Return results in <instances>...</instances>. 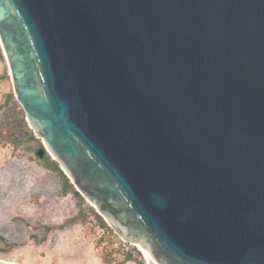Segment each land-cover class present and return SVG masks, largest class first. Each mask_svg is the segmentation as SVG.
Wrapping results in <instances>:
<instances>
[{
  "label": "water",
  "instance_id": "1",
  "mask_svg": "<svg viewBox=\"0 0 264 264\" xmlns=\"http://www.w3.org/2000/svg\"><path fill=\"white\" fill-rule=\"evenodd\" d=\"M26 121L157 264H264V0H0Z\"/></svg>",
  "mask_w": 264,
  "mask_h": 264
},
{
  "label": "rangeland",
  "instance_id": "2",
  "mask_svg": "<svg viewBox=\"0 0 264 264\" xmlns=\"http://www.w3.org/2000/svg\"><path fill=\"white\" fill-rule=\"evenodd\" d=\"M41 148L42 140L26 121L7 62L0 56V236L5 239L0 241V264L82 263L75 230L71 237L60 235L75 224L54 228L79 214L77 224L97 252V262L88 264H157L146 258L137 243L119 236L92 202L72 192L61 196L60 179L41 166L54 157L46 152L39 158ZM128 254L134 261L126 259Z\"/></svg>",
  "mask_w": 264,
  "mask_h": 264
},
{
  "label": "trees",
  "instance_id": "3",
  "mask_svg": "<svg viewBox=\"0 0 264 264\" xmlns=\"http://www.w3.org/2000/svg\"><path fill=\"white\" fill-rule=\"evenodd\" d=\"M0 56L3 57L1 48H0ZM44 158V157H43ZM59 164L55 161V160H48L45 162V164H42L41 166H43V168L45 170H47L48 172H50L51 174L57 176L60 181H61V188H60V195L61 196H65L68 193L72 192L75 196L77 197H81V194L75 190L74 185L71 183L70 179L67 177V175L64 173V171L60 168V166H58ZM94 215L101 221L103 222V219L101 218V216L99 214H97V212H94ZM79 215L73 217V218H69L67 220H65L62 224H60L59 226H55V229H64L65 227H67V225H72V224H77L80 223L79 222ZM52 228V227H51ZM49 228V229H51ZM110 231L112 230L110 227L108 228ZM5 239L0 236V241H4ZM127 260H131L134 261V259L132 258V256L130 254H128L126 256Z\"/></svg>",
  "mask_w": 264,
  "mask_h": 264
},
{
  "label": "crops",
  "instance_id": "4",
  "mask_svg": "<svg viewBox=\"0 0 264 264\" xmlns=\"http://www.w3.org/2000/svg\"><path fill=\"white\" fill-rule=\"evenodd\" d=\"M72 230H75L76 232L77 237L74 238V243H78L77 246L80 249V253L82 255V257L80 258L82 263L80 262V264H88V261H91L92 263L94 261L97 262L98 258L95 246L93 243L89 242L86 234L82 231V226L80 224H75L72 228H66L62 230L60 233L61 237L65 239L66 237L70 236ZM85 251L86 253H84Z\"/></svg>",
  "mask_w": 264,
  "mask_h": 264
},
{
  "label": "bare ground",
  "instance_id": "5",
  "mask_svg": "<svg viewBox=\"0 0 264 264\" xmlns=\"http://www.w3.org/2000/svg\"><path fill=\"white\" fill-rule=\"evenodd\" d=\"M140 247V246H139ZM140 249L143 251V253L145 254V256H146V258L149 260V259H151V260H154L153 258H152V256L148 253V251L147 250H144V249H142L141 247H140Z\"/></svg>",
  "mask_w": 264,
  "mask_h": 264
}]
</instances>
